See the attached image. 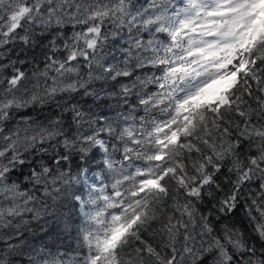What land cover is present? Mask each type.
<instances>
[{"label":"snow or ice","instance_id":"snow-or-ice-1","mask_svg":"<svg viewBox=\"0 0 264 264\" xmlns=\"http://www.w3.org/2000/svg\"><path fill=\"white\" fill-rule=\"evenodd\" d=\"M0 264H264V0H0Z\"/></svg>","mask_w":264,"mask_h":264},{"label":"trees","instance_id":"trees-1","mask_svg":"<svg viewBox=\"0 0 264 264\" xmlns=\"http://www.w3.org/2000/svg\"><path fill=\"white\" fill-rule=\"evenodd\" d=\"M134 2H137V0H134ZM138 2H143V0H138ZM177 2H179V0H177ZM107 30L112 31V30H116V29H112L111 26H108ZM119 31V30H117ZM69 34H70V29H69ZM123 35L126 37L127 36V30L125 29L123 32ZM117 40H119V37H116ZM113 40V37L111 35H109V43H111ZM8 47H12L11 45H9ZM8 57H14V53H7L4 62H8ZM17 67H23L25 71L29 72V75H31V69L34 67L33 65H27V66H22L17 64ZM39 67L42 69L43 68V64L42 62L39 64ZM8 73L6 72L5 75H7ZM53 111H55V108L53 107L52 109ZM104 111L106 112L107 109H104ZM24 114H28L32 117H43L46 116L48 114V106L45 105L44 106V110L41 111V106L37 105L35 110H33L32 108H27V109H23L21 110L20 114L17 116V120L20 119L21 116H23ZM11 123L9 124V127H11ZM7 131V129H6ZM95 166V165H94ZM27 171V170H25ZM19 177V179L21 180V182H23V176L20 175L19 173V169H17L16 173L14 174L13 178H17ZM37 195L42 196V193H36ZM42 205H38V207H40ZM25 219L30 221L29 227H32L35 229L36 231V236L33 237L31 235V233H25V235L32 240L34 243L37 244V246H39L40 244H46L48 247L46 249V251H50L52 254L56 255V254H60V253H64L66 254L64 256L65 259H71L72 254L77 251V239H76V231H72L71 234L68 233H62V234H57V231L55 229V226H45L48 228V234L45 235L44 233H42L40 231V229L38 227H36L37 225V221H33L31 220V214L26 213L25 214ZM43 236V239H39V237Z\"/></svg>","mask_w":264,"mask_h":264}]
</instances>
